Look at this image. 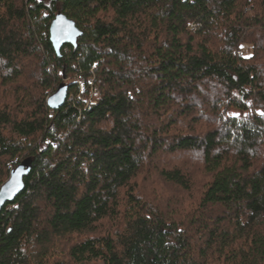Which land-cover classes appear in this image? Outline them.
<instances>
[{
    "label": "trees",
    "instance_id": "16d2710c",
    "mask_svg": "<svg viewBox=\"0 0 264 264\" xmlns=\"http://www.w3.org/2000/svg\"><path fill=\"white\" fill-rule=\"evenodd\" d=\"M261 113L264 0H0V264H264Z\"/></svg>",
    "mask_w": 264,
    "mask_h": 264
},
{
    "label": "water",
    "instance_id": "95a60500",
    "mask_svg": "<svg viewBox=\"0 0 264 264\" xmlns=\"http://www.w3.org/2000/svg\"><path fill=\"white\" fill-rule=\"evenodd\" d=\"M81 36L82 33L77 29L74 22L60 13L52 19L48 28V41L56 56H60V51L64 46H76L77 40ZM66 98L67 86L62 83L46 99V107L51 111H57L64 106ZM30 170L31 161L24 160L10 171L8 179L0 187V211L22 193L24 189L23 179Z\"/></svg>",
    "mask_w": 264,
    "mask_h": 264
},
{
    "label": "rangeland",
    "instance_id": "374dc122",
    "mask_svg": "<svg viewBox=\"0 0 264 264\" xmlns=\"http://www.w3.org/2000/svg\"><path fill=\"white\" fill-rule=\"evenodd\" d=\"M66 84V83H65ZM197 156V159H198V155H196ZM172 190H175L174 188H171Z\"/></svg>",
    "mask_w": 264,
    "mask_h": 264
},
{
    "label": "snow or ice",
    "instance_id": "6c2138e0",
    "mask_svg": "<svg viewBox=\"0 0 264 264\" xmlns=\"http://www.w3.org/2000/svg\"><path fill=\"white\" fill-rule=\"evenodd\" d=\"M261 115H264V113H261Z\"/></svg>",
    "mask_w": 264,
    "mask_h": 264
}]
</instances>
